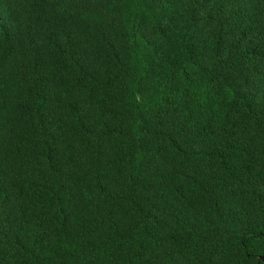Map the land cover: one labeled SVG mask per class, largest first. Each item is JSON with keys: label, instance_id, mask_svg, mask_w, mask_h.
Returning <instances> with one entry per match:
<instances>
[{"label": "trees", "instance_id": "trees-1", "mask_svg": "<svg viewBox=\"0 0 264 264\" xmlns=\"http://www.w3.org/2000/svg\"><path fill=\"white\" fill-rule=\"evenodd\" d=\"M0 264H264V0H0Z\"/></svg>", "mask_w": 264, "mask_h": 264}]
</instances>
